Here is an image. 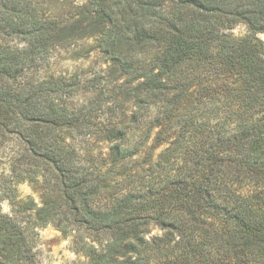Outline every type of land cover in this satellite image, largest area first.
I'll list each match as a JSON object with an SVG mask.
<instances>
[{
  "label": "trees",
  "instance_id": "obj_1",
  "mask_svg": "<svg viewBox=\"0 0 264 264\" xmlns=\"http://www.w3.org/2000/svg\"><path fill=\"white\" fill-rule=\"evenodd\" d=\"M76 9L0 0V147L14 139L15 181L40 198L0 206V264H40L47 224L73 236L84 264H264V0ZM237 23L246 35L226 31ZM88 39L122 79L113 93L129 115L92 114L71 98L89 83L36 73L57 46ZM75 139L108 141L106 170Z\"/></svg>",
  "mask_w": 264,
  "mask_h": 264
},
{
  "label": "rangeland",
  "instance_id": "obj_2",
  "mask_svg": "<svg viewBox=\"0 0 264 264\" xmlns=\"http://www.w3.org/2000/svg\"><path fill=\"white\" fill-rule=\"evenodd\" d=\"M39 5L46 13V10L52 14H58L61 17H68V12H75L77 6L82 5L86 0H32ZM232 36H244L248 33L247 26L244 23H237L232 28L226 30ZM256 36L264 43V32L257 33ZM92 40L88 39L85 43H77L66 46H57L54 48L48 58L42 62L39 70L36 72L40 77H46V74L55 76H77L83 83H89L91 89H79L71 97L78 106L82 104L93 107L92 114H102L103 116H112L113 107L118 112L124 110L125 114L130 113L132 101L123 100L121 95L114 98V93L118 91V84L122 79L111 80L109 77V61L97 49L90 48ZM9 43L12 46L23 47L25 42L17 38H11ZM91 80V81H90ZM90 81V82H87ZM110 96V97H109ZM112 96V97H111ZM118 114V113H117ZM11 137V136H10ZM77 147L82 153L89 152L93 159L92 164H101L102 170L109 166L108 141H96L91 139L88 143L75 139ZM16 144L13 138L4 141L0 147V206L3 212L10 213L12 210V199H25L32 196L36 202L40 201L39 194L32 184L28 181L17 183L12 173V161L9 155L13 153ZM139 155H135L128 161L130 166L135 165ZM15 195V198L8 195ZM36 251L40 259V264H84L85 258L72 248V235H64L56 229L53 224H47L37 229ZM160 232L157 228L152 233Z\"/></svg>",
  "mask_w": 264,
  "mask_h": 264
}]
</instances>
